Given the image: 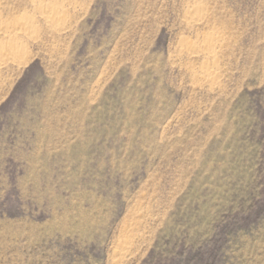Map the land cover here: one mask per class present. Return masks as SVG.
Segmentation results:
<instances>
[{"label": "rangeland", "instance_id": "1", "mask_svg": "<svg viewBox=\"0 0 264 264\" xmlns=\"http://www.w3.org/2000/svg\"><path fill=\"white\" fill-rule=\"evenodd\" d=\"M51 2L0 0V264H264V0Z\"/></svg>", "mask_w": 264, "mask_h": 264}, {"label": "bare ground", "instance_id": "2", "mask_svg": "<svg viewBox=\"0 0 264 264\" xmlns=\"http://www.w3.org/2000/svg\"><path fill=\"white\" fill-rule=\"evenodd\" d=\"M33 1L40 2L39 7H38V12L42 15V17H44L48 21L47 23L57 24L67 14V12H65L64 9H62V8L58 7L56 4L52 3L51 1H53V0H33ZM45 1H47V2H45ZM193 7H194V10L191 11L189 18L192 20L191 22L194 23L195 21L200 20V18L199 17L196 18L194 16V14L197 12H198L197 14H199V11L201 10V5L196 3V4H194ZM19 25H21L20 27L22 28V30H25V33H27L28 35L32 36L34 34L33 22L31 21V19L28 15L23 16L22 18L20 17ZM3 26H4V23H2L0 21V28ZM5 27H7V26H5ZM18 30H20V29H18ZM4 32H6V33L3 35V38H0V40H1L0 41V67L9 60L21 61V59L23 57L22 56V50H21L22 48L18 44V39H19L18 34L21 31L15 30V31H13L14 33H12V31L11 32L9 31L8 33H7V31H4ZM207 38H209V37H207ZM215 38H216V35H215ZM215 41H216V43H218L217 40H215ZM23 42H25V41H23ZM216 43L213 44L212 38L206 39L205 50H206V53L208 54V56H210V58L213 57V55H214V51H215L214 46L217 45ZM205 68H206V70L204 69L205 71H204L203 78H207V80L209 79L210 81L215 80L216 76L214 75V72H212L210 70V62L209 61L207 62V66Z\"/></svg>", "mask_w": 264, "mask_h": 264}]
</instances>
